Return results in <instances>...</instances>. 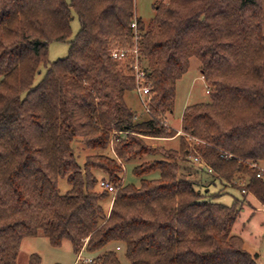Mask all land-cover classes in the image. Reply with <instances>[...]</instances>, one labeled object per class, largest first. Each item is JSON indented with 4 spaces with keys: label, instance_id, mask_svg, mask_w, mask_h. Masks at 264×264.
<instances>
[{
    "label": "trees",
    "instance_id": "16d2710c",
    "mask_svg": "<svg viewBox=\"0 0 264 264\" xmlns=\"http://www.w3.org/2000/svg\"><path fill=\"white\" fill-rule=\"evenodd\" d=\"M152 8L146 27L133 0H0V264H17L22 241L38 235L91 259L74 264H121L119 252L128 264H259L232 234L241 200L219 204L218 193L201 192L183 173L186 138L166 151L141 137H176L167 124L176 83L196 58L210 101L184 108L181 131L200 141L194 149L212 170L208 184L264 208V0H161ZM72 13L79 30L70 39ZM134 21L150 88L142 114L125 103L135 92ZM52 42L68 51L48 66ZM114 50L127 56L113 60ZM40 66L45 74L32 87ZM75 140L95 152L81 167ZM148 155L165 160L134 167L138 187L124 184V164ZM154 172L157 179H144ZM58 179L70 187L64 195ZM40 263L36 254L27 261Z\"/></svg>",
    "mask_w": 264,
    "mask_h": 264
},
{
    "label": "rangeland",
    "instance_id": "374dc122",
    "mask_svg": "<svg viewBox=\"0 0 264 264\" xmlns=\"http://www.w3.org/2000/svg\"><path fill=\"white\" fill-rule=\"evenodd\" d=\"M69 1L70 0H66V2ZM133 1L135 16L142 19L145 23V26L148 27L151 24L154 14L152 6L160 2L161 0ZM70 28V39H73L79 30L78 19L74 13H72ZM67 51V43H50L48 46L47 65L49 66V64L57 60L64 59L67 56ZM45 71L46 68L44 66H40L38 73L33 79L32 87H35L39 84L45 74ZM208 90L209 88L205 84L203 78H201L200 62L196 58H191L188 71L176 83V96L173 113L170 116V126L177 129L181 125L182 112L187 106L208 103L210 101L209 95L207 94ZM125 103L129 108L136 111L138 114L143 113L142 105L135 92H129L125 95ZM182 134V131H179L176 136L180 137L182 136ZM141 138L148 145H152L153 147H159L157 145H162L164 147H162V149L166 151H174L172 149L178 151L180 148L179 139L172 142H158L157 140L162 139H153L147 137ZM174 138L166 140H171ZM187 143L188 142L186 141V144ZM73 148L76 161L80 167L83 165L86 156L95 154V152L84 148V146L78 140L74 141ZM154 160L158 161L165 159L161 155H148L144 156L141 159H133L124 164V184H133L138 187L140 179L132 174L133 168L142 163ZM181 165L182 167H185L183 172L184 174L191 173L190 176L192 179L196 181L197 179L199 180L200 185L198 188L201 192H205L207 190L209 194L218 193V196L214 200L215 202L230 206L234 200H241L240 205L242 206V208L239 216L233 224L232 234L237 235L242 239L243 249L245 251L252 255L256 254L258 256V263L264 264V208L262 207V205L251 195L247 194L245 196L243 194V196L238 189L224 187L223 184L218 181L208 184V182H210V176L206 171L198 174V168L190 160L187 162L183 161ZM259 166L264 169V164H260ZM96 176L98 179L103 177V175L99 172L96 173ZM158 177L159 173L154 172L150 175L145 176L144 179L154 180ZM58 189L60 195H64L70 189L66 179H58ZM111 201L109 198L100 201L105 211H108L111 205ZM33 254L39 256L41 260L40 264H74V262L76 261V256L73 254L71 245L68 241H64L58 248H53L50 246L48 240L43 235H38L35 238H26L22 241L18 254L17 264H27L29 256ZM118 257L121 264H128L127 260L123 256V252H119Z\"/></svg>",
    "mask_w": 264,
    "mask_h": 264
},
{
    "label": "built area",
    "instance_id": "2783aa9c",
    "mask_svg": "<svg viewBox=\"0 0 264 264\" xmlns=\"http://www.w3.org/2000/svg\"><path fill=\"white\" fill-rule=\"evenodd\" d=\"M131 28L133 29V50L131 51V55H132V64H131V69L133 71L134 74V80H135V93L142 105V108L144 109V111L146 113L149 112V93H150V88L149 85L145 83V73L141 70L140 68V60L138 57V48H137V25L136 22L134 21L131 24ZM127 56V52L125 50H114L111 54V57L113 60H124L125 57ZM180 134V133H179ZM183 137L186 138V141L189 144L190 147V153H189V159L191 162H193V164H195V166L200 169V170H205L207 173H211L212 170L211 168L207 165V163L204 161V159L195 151L194 147L195 145L200 144V141L191 138L185 134H182ZM110 147H112V143L110 144ZM252 167H256L255 165H252ZM260 173L263 174L264 173V169L260 166H258ZM259 177V175H257ZM99 188L101 190H106L108 192H110L111 194H114L116 192V189L114 187H112L109 183L105 182V181H101L99 182ZM242 193H244V191H242ZM79 261H83L84 263H90L91 259L87 258V259H83L81 254H79V256L76 258L75 263L79 262Z\"/></svg>",
    "mask_w": 264,
    "mask_h": 264
},
{
    "label": "crops",
    "instance_id": "0c3cea01",
    "mask_svg": "<svg viewBox=\"0 0 264 264\" xmlns=\"http://www.w3.org/2000/svg\"><path fill=\"white\" fill-rule=\"evenodd\" d=\"M202 78V77H201ZM170 119H171V117H169V122H168V125H169V127L171 128V129H173V130H176L177 131V133L179 132V131H181V125L177 128V129H175V128H173V127H171L170 126ZM177 139H179V136H176L174 139H171V140H166V139H162V140H157L158 142H172V141H175V140H177ZM156 141V140H155ZM157 145V144H156ZM156 145H154V146H156ZM157 146H159V147H163L162 145L160 146V145H157ZM164 148V147H163ZM171 149V148H170ZM172 150H174L175 151V149H172Z\"/></svg>",
    "mask_w": 264,
    "mask_h": 264
}]
</instances>
